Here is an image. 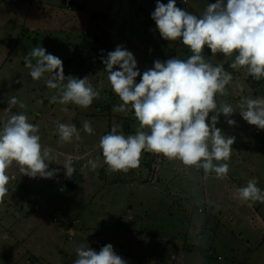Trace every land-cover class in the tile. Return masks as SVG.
Here are the masks:
<instances>
[{"label":"rangeland","instance_id":"rangeland-1","mask_svg":"<svg viewBox=\"0 0 264 264\" xmlns=\"http://www.w3.org/2000/svg\"><path fill=\"white\" fill-rule=\"evenodd\" d=\"M155 2L0 0V126L23 112L38 125L40 143L52 157L46 162L57 170L45 178L22 174L15 161L6 169L0 264H72L76 247L98 251L105 243L127 264H264V201L236 194L253 177L264 189V129L239 113L242 98H264V78L253 79L246 66L230 67L235 53L225 57L207 45L202 49L210 63L232 73L226 90L214 95L217 107L230 103L234 109L229 117L216 113V126L235 137L226 175L153 151L142 150L139 165L128 171L110 170L104 161L100 137L113 125L134 134L139 121L131 108L113 110L122 101L101 58L119 45L143 72L156 59L191 55L179 38L161 37L150 15ZM209 2L214 0H176V6L199 15ZM37 44L60 57L65 76H89L99 91L89 106L53 100L56 89L30 76L24 58ZM13 95L17 103L8 107ZM85 120L91 133L83 129ZM58 121L75 124L80 139L61 140ZM66 154L74 169L69 176L62 165Z\"/></svg>","mask_w":264,"mask_h":264},{"label":"clouds","instance_id":"clouds-1","mask_svg":"<svg viewBox=\"0 0 264 264\" xmlns=\"http://www.w3.org/2000/svg\"><path fill=\"white\" fill-rule=\"evenodd\" d=\"M150 15L161 37L169 41L179 38L191 55L185 59H156L143 72L137 67L133 53L119 45L101 58L111 88L122 101L113 105V110L131 108L139 121L134 134L126 135L117 131L119 125H113L100 137L104 161L110 170L128 171L139 165L142 150L153 151L178 158L185 165L212 170L217 176L226 175L235 137L216 126V113L229 117L234 109L230 103L217 107L214 95L224 91L232 73L221 64L210 63L202 55V49L207 45L211 52L219 51L225 57L235 53L230 67L246 66L253 79L264 78V0H214L199 15L176 6V0H167V3L156 0ZM24 63L34 80L42 78L48 88L56 89L59 95L52 99H58L61 104L70 101L87 107L99 95L89 76H65L60 57L46 52L39 44L31 47ZM242 100L241 117L264 129V98ZM7 103L8 107L16 104L17 97L11 96ZM227 123L232 125L235 121L228 118ZM57 128L61 140L67 141L73 136L80 139L73 123L58 121ZM37 129L38 125L29 122L23 112L10 115L0 126V199L9 190L5 187L10 185L6 169L13 161L29 177L51 178L57 171L46 162V158L52 157L49 148L42 147ZM83 129L93 131L88 120L83 122ZM71 159V154H66L62 164L67 176L74 170ZM214 160L223 162L214 163ZM89 164L95 167L96 158L90 159ZM236 194L241 199L264 201V189L257 186L255 177L236 188ZM75 252L77 257L72 264H127L111 243H105L98 251L81 245Z\"/></svg>","mask_w":264,"mask_h":264},{"label":"crops","instance_id":"crops-1","mask_svg":"<svg viewBox=\"0 0 264 264\" xmlns=\"http://www.w3.org/2000/svg\"><path fill=\"white\" fill-rule=\"evenodd\" d=\"M224 90H226V89H224ZM10 186V185H9Z\"/></svg>","mask_w":264,"mask_h":264}]
</instances>
